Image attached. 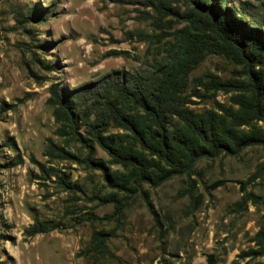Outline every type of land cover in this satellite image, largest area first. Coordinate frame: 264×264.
<instances>
[{
  "label": "rangeland",
  "instance_id": "rangeland-1",
  "mask_svg": "<svg viewBox=\"0 0 264 264\" xmlns=\"http://www.w3.org/2000/svg\"><path fill=\"white\" fill-rule=\"evenodd\" d=\"M193 6L0 0V264H93L96 231L110 234V255L99 264H264L253 241L264 228V145L200 159L190 177L144 184L117 212L102 198L126 194L84 159L103 160L109 176L122 168L97 145L90 151L79 137L66 145L55 135L51 86L87 111L110 83L146 77L183 49ZM241 6L264 20V0H228L237 17ZM241 70L222 55L205 54L188 76L189 108L230 105L231 93L202 84L238 78ZM48 140L74 157L45 156ZM36 219L59 229L27 237Z\"/></svg>",
  "mask_w": 264,
  "mask_h": 264
},
{
  "label": "trees",
  "instance_id": "trees-1",
  "mask_svg": "<svg viewBox=\"0 0 264 264\" xmlns=\"http://www.w3.org/2000/svg\"><path fill=\"white\" fill-rule=\"evenodd\" d=\"M191 3L190 26L182 36L184 48L164 58L152 74L110 83L87 111L63 97L58 86L50 88L47 103L53 108L55 135L66 145L79 137L90 151L97 145L122 168L109 176L103 160L84 159L88 167L104 170L110 188L126 194L123 200L102 198L104 203H114L117 212L124 210L130 195L144 184L159 186L174 177H190L200 159L236 156L248 147L264 145V20L242 6L235 16L228 0ZM208 53L231 60L242 68L241 75L203 83L214 93H231L230 105L216 103L215 109L196 112L188 106V76ZM110 127L118 133L108 134ZM82 128L85 136H80ZM48 141L45 156L74 157ZM57 229L59 225L53 221L36 219L25 235L31 238ZM108 236L106 232L93 233V264L109 257ZM253 241L264 253V228Z\"/></svg>",
  "mask_w": 264,
  "mask_h": 264
}]
</instances>
